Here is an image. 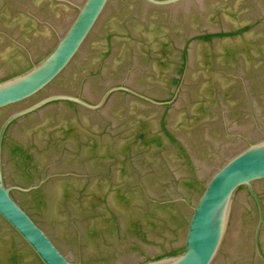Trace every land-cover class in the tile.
I'll list each match as a JSON object with an SVG mask.
<instances>
[{
  "label": "water",
  "instance_id": "95a60500",
  "mask_svg": "<svg viewBox=\"0 0 264 264\" xmlns=\"http://www.w3.org/2000/svg\"><path fill=\"white\" fill-rule=\"evenodd\" d=\"M0 82L111 152L264 216V0H0Z\"/></svg>",
  "mask_w": 264,
  "mask_h": 264
}]
</instances>
